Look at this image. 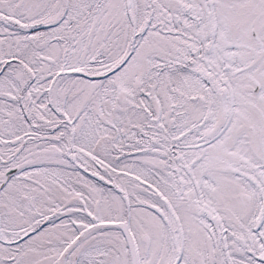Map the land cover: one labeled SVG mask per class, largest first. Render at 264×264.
I'll list each match as a JSON object with an SVG mask.
<instances>
[{
  "label": "snow or ice",
  "instance_id": "1",
  "mask_svg": "<svg viewBox=\"0 0 264 264\" xmlns=\"http://www.w3.org/2000/svg\"><path fill=\"white\" fill-rule=\"evenodd\" d=\"M0 264H264V0H0Z\"/></svg>",
  "mask_w": 264,
  "mask_h": 264
}]
</instances>
